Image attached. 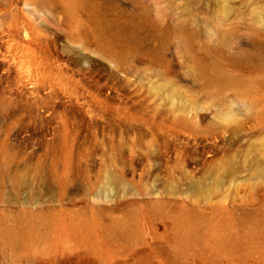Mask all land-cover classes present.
<instances>
[{
    "label": "rangeland",
    "instance_id": "1",
    "mask_svg": "<svg viewBox=\"0 0 264 264\" xmlns=\"http://www.w3.org/2000/svg\"><path fill=\"white\" fill-rule=\"evenodd\" d=\"M0 264H264V0H0Z\"/></svg>",
    "mask_w": 264,
    "mask_h": 264
},
{
    "label": "bare ground",
    "instance_id": "2",
    "mask_svg": "<svg viewBox=\"0 0 264 264\" xmlns=\"http://www.w3.org/2000/svg\"><path fill=\"white\" fill-rule=\"evenodd\" d=\"M196 187V185H194Z\"/></svg>",
    "mask_w": 264,
    "mask_h": 264
}]
</instances>
